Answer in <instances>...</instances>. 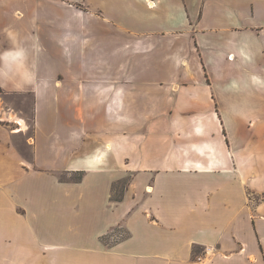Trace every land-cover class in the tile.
Segmentation results:
<instances>
[{"label":"crops","instance_id":"1","mask_svg":"<svg viewBox=\"0 0 264 264\" xmlns=\"http://www.w3.org/2000/svg\"><path fill=\"white\" fill-rule=\"evenodd\" d=\"M112 26L136 51L155 35L187 78L140 97L121 89L86 46L115 38ZM58 60L63 80L41 95L67 127L110 143L38 164L41 148L69 159L68 140L29 136V157L28 130L0 123V264H264V0H0V74L12 77L0 87L34 90Z\"/></svg>","mask_w":264,"mask_h":264},{"label":"rangeland","instance_id":"2","mask_svg":"<svg viewBox=\"0 0 264 264\" xmlns=\"http://www.w3.org/2000/svg\"><path fill=\"white\" fill-rule=\"evenodd\" d=\"M159 27V24H152L150 29H156ZM112 29L114 31L116 30V33L114 32V34H116L115 38H105L106 34L103 32L102 37L97 38L96 41L93 39H87L89 42L86 46L88 51L92 50L94 46L98 47L97 51L99 54L97 56V63L102 66V75L108 78L117 77L121 89H125L128 86L129 89L134 90L133 93L135 97H140L148 88L149 90L158 92L159 89H162V85H165V83L171 84L174 81L182 80L187 76L185 75V70L176 66V61L174 60L171 51L160 48L157 38L153 37L155 35L150 36V44L153 45V48L149 52L142 50L141 48L136 51L135 44L132 42V39L128 34L125 32L121 33L123 30L117 29L113 26ZM54 43L56 44V48H54L53 51L60 50L58 48L59 46H57L59 45L57 39H54ZM45 69L46 71L37 72L39 85H37L34 90H30L31 88L28 87L26 89L29 90L8 91L6 89L12 83V77L0 74V81L6 83L9 80V85H7V87H0V123L5 124L13 132H20V130L23 129L24 131L28 130L27 132H24L23 137L18 139V142L21 144V147H23V153L29 157L31 155V147L26 145V140L29 136L35 137V135H38V141L42 142L43 140L44 143L51 142L52 139L50 136H52V134H54V140L58 138L63 139L64 141L68 140V144L65 146L69 147V151H67L69 159L65 158L66 160L64 161H56L52 156V152L43 150L42 148L41 150L38 149L36 155L35 153L33 154L34 158L35 156L37 157L38 164L46 163L48 160V165L62 167L76 157L87 155L93 149L95 144L110 143L111 135H90L84 131L83 126L77 121H72L67 127L64 122L65 118L63 115L64 110L62 104L54 101L53 98L49 101H45V98L49 97L48 95H51V92L50 87L47 88L42 85L43 81H48L52 84L55 80H63L61 61L58 60L56 63L52 62L48 64ZM232 74L233 75L231 76H237L235 72ZM200 76L202 77L203 75ZM177 83L180 84V82ZM164 87L166 86H163V88ZM165 90L167 89L165 88L158 93ZM41 94L48 95L43 96ZM248 101L251 104L254 102V99ZM12 114L22 120L23 126L9 118ZM133 114L139 115L140 113L133 111ZM34 115L37 116L38 119L37 131L33 128ZM138 121L140 124L139 134H142L141 136L145 138L144 143L147 144V149H154L157 145L154 142L155 140L148 137L145 130L142 131V128L146 124L145 119H139ZM262 121H264V119ZM161 122L167 126L172 124L173 120L169 119ZM168 122L170 124H168ZM183 122L187 125L190 120L186 118ZM125 124L126 122L119 124L117 129L124 132V134H127V137L129 138L133 136L128 131L131 130L133 124ZM64 126H66V128ZM135 126L136 125H134V127ZM116 138L117 136H112L113 142H115ZM76 143H79V145ZM124 154L125 151L123 150V152L119 154V158H136V156H125ZM59 177L61 179L76 180L79 179L80 175L79 173L73 172L71 174H60ZM127 181L128 179L125 178L115 186V195L119 196L120 192L124 190ZM200 251L201 249L197 248L195 253H201Z\"/></svg>","mask_w":264,"mask_h":264},{"label":"bare ground","instance_id":"3","mask_svg":"<svg viewBox=\"0 0 264 264\" xmlns=\"http://www.w3.org/2000/svg\"><path fill=\"white\" fill-rule=\"evenodd\" d=\"M9 118L13 121H15L16 123H19L21 126H23V122L21 119L15 117L13 114L9 116Z\"/></svg>","mask_w":264,"mask_h":264}]
</instances>
